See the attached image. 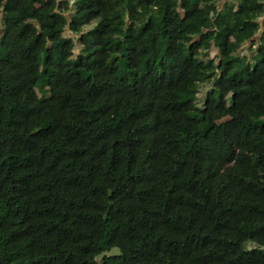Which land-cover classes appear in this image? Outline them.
Returning <instances> with one entry per match:
<instances>
[{
    "label": "trees",
    "instance_id": "trees-1",
    "mask_svg": "<svg viewBox=\"0 0 264 264\" xmlns=\"http://www.w3.org/2000/svg\"><path fill=\"white\" fill-rule=\"evenodd\" d=\"M0 264H264V0H0Z\"/></svg>",
    "mask_w": 264,
    "mask_h": 264
},
{
    "label": "rangeland",
    "instance_id": "rangeland-1",
    "mask_svg": "<svg viewBox=\"0 0 264 264\" xmlns=\"http://www.w3.org/2000/svg\"><path fill=\"white\" fill-rule=\"evenodd\" d=\"M218 5H219V4H218ZM219 7H220V5H219ZM92 25H93V23H92V24H89V25H87V26H85V27H84V30L89 29ZM65 33L71 35V34L69 33V31H67V32H65ZM249 43H250V42L248 41L247 43L243 44V46L238 50V54H240V55H244V54H246L247 56L251 55V54L253 53V49L257 46V43H255L254 45H252V47H251L252 52H251L250 49H249V45H248ZM77 49H78V46H77V44H76L75 47H74V51L77 52ZM215 52H216V50H214L213 47L210 48V49H209V54H208V56H210V57H212V58H215ZM211 86H212V84H211V83H207V82H202V83H199V84H198V92H197L198 100H197V102H198L199 104H201V103L203 102L204 97H205L207 91L211 88ZM227 119H228V117L225 116V117H223V118L217 120V122L219 123V122L225 121V120H227ZM255 245H256V244H254L253 242H248V243L246 244L247 248H253V247H255ZM111 253H117V249H116V248L111 249L110 252H109L108 254H111ZM97 261H98L99 263L101 262V256H98V257H97Z\"/></svg>",
    "mask_w": 264,
    "mask_h": 264
}]
</instances>
